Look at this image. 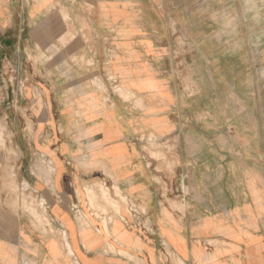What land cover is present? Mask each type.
I'll list each match as a JSON object with an SVG mask.
<instances>
[{
	"label": "crops",
	"instance_id": "1",
	"mask_svg": "<svg viewBox=\"0 0 264 264\" xmlns=\"http://www.w3.org/2000/svg\"><path fill=\"white\" fill-rule=\"evenodd\" d=\"M187 5L0 0V116L52 227L0 205V264H163L164 246L181 264H264V109L218 40L194 59L210 48L191 39ZM161 144L172 168L149 156ZM99 183L146 208V235L126 228L125 208L89 207Z\"/></svg>",
	"mask_w": 264,
	"mask_h": 264
},
{
	"label": "rangeland",
	"instance_id": "2",
	"mask_svg": "<svg viewBox=\"0 0 264 264\" xmlns=\"http://www.w3.org/2000/svg\"><path fill=\"white\" fill-rule=\"evenodd\" d=\"M188 1L190 5L186 7L192 13L191 19L194 20V28L201 33L191 39L202 47L206 46V48H210L203 55L196 54L194 59L203 57L205 60H209L213 55L211 46L212 44H216V40H218L222 46H225L221 53L223 56L222 59L226 60L227 63L229 61L235 62L240 68H237L234 74L238 78V81L241 80V77H244V72L250 76L251 85L249 92L252 94L253 108L258 110L264 109V0ZM218 34H221V36H218ZM244 66L248 67L247 70L243 69ZM254 119L253 122L258 123V121L264 120V116L255 117ZM150 137H145L144 140ZM152 148L148 150L149 156L155 160H164L168 164V167L172 168L168 156L170 147L167 145H157L152 146ZM157 151H159V154ZM17 156L15 138L11 137L7 118L0 116V205L11 207L14 213L21 210L22 213L28 216V221L35 230L45 234L51 232L50 218L48 217L46 209L43 207V203L40 205V210H38V202L35 199L32 188L20 181L17 177ZM34 167L44 168L45 173L49 174L54 170V168H49L40 162H36ZM156 170L161 171L159 167ZM97 188L102 194L101 199H103V202L101 203L104 205L100 206L101 203H98L93 195L91 197L92 201L88 198L90 208L101 212L114 210V212H121V214L124 208L126 210L127 205L123 201V199L125 200L124 195L122 196V193L118 192L115 186H113L111 191L109 186H106L104 183H99ZM85 190L87 193L92 194L91 189L86 187ZM162 192L163 198L168 200L169 197L164 189ZM106 196L119 204L120 209L115 207L114 202L107 200L105 198ZM135 203L137 208L140 206L141 208H139L141 210L146 209L140 202L136 201ZM82 205L84 204L82 203ZM174 205L173 207L175 209L180 208L177 203ZM38 212L47 215V221L40 219L37 216ZM145 212L144 217L140 218L141 227L137 228L138 230L136 229L137 234L140 236L146 235L149 230L146 228L148 215L147 211ZM83 213L86 215L88 213L85 207ZM63 238L61 239L62 244L66 246V239ZM211 243L213 242H208L210 244L208 248L215 245V243ZM109 248L112 252L116 253L114 246L110 245ZM24 250L25 252H30L26 248ZM159 251L164 260L163 264L177 263L173 258L172 252L167 247L164 246ZM119 253L123 254L122 252Z\"/></svg>",
	"mask_w": 264,
	"mask_h": 264
},
{
	"label": "built area",
	"instance_id": "3",
	"mask_svg": "<svg viewBox=\"0 0 264 264\" xmlns=\"http://www.w3.org/2000/svg\"><path fill=\"white\" fill-rule=\"evenodd\" d=\"M156 140L157 139H155V138H147L146 139V142L148 143V142H151V141H154V142H156ZM143 142H144V140H143ZM39 158H43V156H39ZM44 162L45 161H43L42 163L44 164ZM33 191V190H32ZM33 193H34V191H33ZM125 200H126V213H127V216H128V218L130 219V221H127V222H125V218L123 219V222H124V224H125V226H126V228H128V229H130V228H139V227H141V221H140V218H142V217H144V215H145V209L143 210H141L139 207L137 208L136 207V203H135V201H133V200H131V199H127V198H125ZM45 206V207H44ZM43 207L46 209V205L43 203Z\"/></svg>",
	"mask_w": 264,
	"mask_h": 264
},
{
	"label": "bare ground",
	"instance_id": "4",
	"mask_svg": "<svg viewBox=\"0 0 264 264\" xmlns=\"http://www.w3.org/2000/svg\"><path fill=\"white\" fill-rule=\"evenodd\" d=\"M64 35H66L65 33H64ZM68 35V34H67ZM62 36H63V34H62ZM72 36V35H71ZM73 37V36H72ZM59 38H61V37H59ZM63 38V37H62ZM65 41V40H64ZM66 42V41H65ZM63 46V45H62ZM50 47V46H49ZM56 48V47H55ZM56 50V49H55ZM47 51V50H46ZM56 51H58V50H56ZM42 54V53H41ZM41 57V56H40ZM46 57V56H45ZM51 58V57H50ZM48 60V59H47ZM196 84V83H195ZM196 86V85H195ZM121 93V92H120ZM124 98V97H123ZM127 101V100H126ZM104 107V106H103ZM72 112V111H71ZM72 141V140H71ZM74 141V140H73ZM162 145V144H161ZM163 150V149H162ZM155 152V151H154ZM158 152V154H159V151H157ZM156 153V152H155ZM161 156V155H160ZM99 164V163H98ZM48 170V169H47ZM46 170V171H47ZM51 173V172H50ZM158 173V172H157ZM48 174V173H47ZM104 187V186H103ZM105 188V187H104ZM80 189V188H79ZM106 189V188H105ZM81 190V189H80ZM94 196H96V195H94ZM91 197L92 196H89L88 198H90L91 199ZM96 198V197H95ZM105 198H107V200H110V201H112V202H114V205H115V207L117 208V209H120V205L119 204H117L115 201H113L111 198H108L107 196L105 197ZM103 200V199H102ZM91 201H92V199H91ZM123 201H124V203H126V200H124L123 199ZM31 203V202H30ZM29 203V204H30ZM165 204V203H164ZM168 204V203H167ZM175 206V205H174ZM30 208V207H29ZM172 208H173V206H172ZM95 211V210H94ZM114 211V210H113ZM174 212V211H173ZM118 214H120L119 212H116L115 211V216L116 217H118V218H120L121 216H119ZM184 214V213H183ZM178 215V214H177ZM181 215V214H180ZM179 215V217H181V216H183V215H181L180 216ZM37 216L40 218V219H42L43 221H47V215H45L44 213H42V212H38V214H37ZM184 217V216H183ZM113 219H114V217H112L110 220H109V222L108 223H106L105 224V226H104V228H108V224L109 223H111L112 221H113ZM180 219V218H179ZM185 220V219H184ZM39 221V220H38ZM180 221H182V220H180ZM183 222V221H182ZM40 223H41V221H40ZM44 224V223H43ZM106 232H107V230H106ZM65 238V237H64ZM63 238V239H64ZM66 244V248H67V251H68V253L69 254H71V251H70V248H69V246H68V244L67 243H65ZM212 244V243H211ZM212 246V245H211ZM176 264H181V262H180V260H178L177 259V263ZM182 264H184V263H182Z\"/></svg>",
	"mask_w": 264,
	"mask_h": 264
}]
</instances>
